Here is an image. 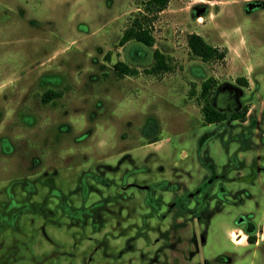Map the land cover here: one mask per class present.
I'll return each instance as SVG.
<instances>
[{
  "label": "rangeland",
  "instance_id": "rangeland-1",
  "mask_svg": "<svg viewBox=\"0 0 264 264\" xmlns=\"http://www.w3.org/2000/svg\"><path fill=\"white\" fill-rule=\"evenodd\" d=\"M139 8L0 0V264H264V0H170L152 47L120 46ZM208 77L244 121L204 122Z\"/></svg>",
  "mask_w": 264,
  "mask_h": 264
},
{
  "label": "trees",
  "instance_id": "trees-1",
  "mask_svg": "<svg viewBox=\"0 0 264 264\" xmlns=\"http://www.w3.org/2000/svg\"><path fill=\"white\" fill-rule=\"evenodd\" d=\"M169 2L170 0H141L142 8H139L138 15L131 20L129 26L123 31L119 40V45L122 46L130 40H135L148 47H152L155 43V38L151 30L153 22L156 20L159 13L167 8ZM187 44L191 54L198 57L203 62H222L227 54L226 48L211 45L197 33L188 34ZM152 55V65L151 67L146 68L145 72L150 74H160L172 69L171 64L169 63L170 58L167 55L158 49H154ZM114 69L121 75L134 76L139 73L136 67H131L123 61H117L114 64ZM238 81L243 83V85H247L245 78H238ZM215 86L216 80L212 77L206 78L201 84L200 97L203 102L201 110L203 120L207 124L219 123L227 119V114L212 106L210 102ZM59 96L60 92L48 90L43 95L42 100L48 102ZM247 110V106H244L241 110L231 113L230 119L244 121Z\"/></svg>",
  "mask_w": 264,
  "mask_h": 264
},
{
  "label": "flooded vegetation",
  "instance_id": "flooded-vegetation-1",
  "mask_svg": "<svg viewBox=\"0 0 264 264\" xmlns=\"http://www.w3.org/2000/svg\"><path fill=\"white\" fill-rule=\"evenodd\" d=\"M224 90L225 92H223ZM223 91H222L223 94L221 95V97L217 98L216 96L215 103L218 104V106H222V109L232 111L231 113L237 111L238 106H239V102L237 101V98H236L238 91L231 87H227L223 89ZM225 110H221V111L225 112ZM229 111H227V114H229V118H231L230 116L231 113H229ZM236 120H239V119H236ZM212 124H216V123H212Z\"/></svg>",
  "mask_w": 264,
  "mask_h": 264
},
{
  "label": "water",
  "instance_id": "water-1",
  "mask_svg": "<svg viewBox=\"0 0 264 264\" xmlns=\"http://www.w3.org/2000/svg\"><path fill=\"white\" fill-rule=\"evenodd\" d=\"M238 96V95H237ZM237 96H236V98H237Z\"/></svg>",
  "mask_w": 264,
  "mask_h": 264
},
{
  "label": "crops",
  "instance_id": "crops-1",
  "mask_svg": "<svg viewBox=\"0 0 264 264\" xmlns=\"http://www.w3.org/2000/svg\"><path fill=\"white\" fill-rule=\"evenodd\" d=\"M124 62V61H123Z\"/></svg>",
  "mask_w": 264,
  "mask_h": 264
}]
</instances>
